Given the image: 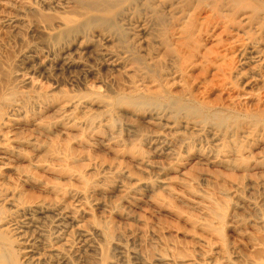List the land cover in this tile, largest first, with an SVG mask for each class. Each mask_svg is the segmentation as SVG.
<instances>
[{"label": "rangeland", "instance_id": "1", "mask_svg": "<svg viewBox=\"0 0 264 264\" xmlns=\"http://www.w3.org/2000/svg\"><path fill=\"white\" fill-rule=\"evenodd\" d=\"M262 251L264 0H0V264Z\"/></svg>", "mask_w": 264, "mask_h": 264}, {"label": "bare ground", "instance_id": "2", "mask_svg": "<svg viewBox=\"0 0 264 264\" xmlns=\"http://www.w3.org/2000/svg\"><path fill=\"white\" fill-rule=\"evenodd\" d=\"M103 3H104V2H103ZM81 5H83V4H81ZM84 6H85V5H84ZM96 6H97V5H96ZM87 7H88V6H87ZM90 8H91V7H90ZM69 101H70V100H69ZM69 101H68V102H69ZM69 103H70V102H69ZM72 106H73V104H72ZM73 107H74V106H73ZM262 240H263V239H262ZM260 242H261V241H260ZM262 252H263V251H262ZM258 253H259V252H258ZM263 253H264V252H263ZM254 256H255V255H254ZM260 257H261V255H260ZM260 257L257 256L256 258L258 259V258H260ZM253 258H255V257H253ZM261 258H262V257H261ZM255 260H256V259H255ZM251 264H252V263H251ZM253 264H264V262L258 260V261H256V262H254Z\"/></svg>", "mask_w": 264, "mask_h": 264}]
</instances>
